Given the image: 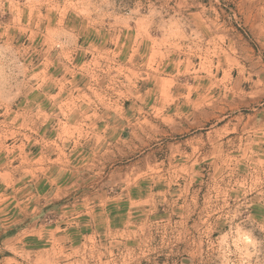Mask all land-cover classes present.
Masks as SVG:
<instances>
[{"label": "rangeland", "instance_id": "1", "mask_svg": "<svg viewBox=\"0 0 264 264\" xmlns=\"http://www.w3.org/2000/svg\"><path fill=\"white\" fill-rule=\"evenodd\" d=\"M0 264H264V0H0Z\"/></svg>", "mask_w": 264, "mask_h": 264}, {"label": "bare ground", "instance_id": "2", "mask_svg": "<svg viewBox=\"0 0 264 264\" xmlns=\"http://www.w3.org/2000/svg\"><path fill=\"white\" fill-rule=\"evenodd\" d=\"M262 101L263 100H261V98H258V96L255 99H252L246 103L235 102L234 100L228 99L226 97L207 99L204 101H200L198 103H194L192 108L193 110L192 113H194V115L196 114L195 116H197L196 119L195 118L193 119L194 121H188L189 118L188 115L179 116L178 123L175 122V119L174 120L170 118L167 119L166 116H163V118L166 120L165 125L170 129L169 131L167 129L157 130L156 127H158V125L155 124L154 127H152L153 125H150L151 127L148 128L145 132L146 133L150 132V134H154V135L161 134L165 138L170 136L171 134L182 135V136L188 135L190 131L199 134L202 132V130H204V127L206 128L208 125H210L208 126V128H213L221 121H224V119H226L227 121L225 126H229L227 124H231L232 121H236V123H234L231 128V131L234 132L236 131L240 121L244 117L248 116L245 115L243 112H245L250 107H255ZM218 130L220 129H217L214 132H218ZM223 134L227 135L228 132ZM223 134H218L216 135V137H213L208 132L206 133V136L208 137L211 144L215 145V143L218 142V140L224 136ZM198 136H201V134H199ZM195 149H201V147L200 146L195 147Z\"/></svg>", "mask_w": 264, "mask_h": 264}, {"label": "crops", "instance_id": "3", "mask_svg": "<svg viewBox=\"0 0 264 264\" xmlns=\"http://www.w3.org/2000/svg\"><path fill=\"white\" fill-rule=\"evenodd\" d=\"M191 111L193 112L192 109H191ZM181 115H189V113H187V112H180L179 116H181ZM163 116H166V115H163ZM166 117H167V119L170 118L168 116H166ZM133 129H134V127L132 128V130H128L127 131L128 133H127L125 130H123V128H121L120 130L117 131L116 127H114V128L110 127L108 131H104V133H105L104 136L107 137V138H109V139H111L112 141H114V144H120L122 142L123 137H125V136L132 137V135L134 134V130H135V129L134 130ZM140 130H142V132H145L147 130V128L142 126ZM140 133L141 132L139 131V134ZM136 135L138 137H140L138 134H136ZM143 137H144V135L142 136V139H144L146 141L147 140L146 137H144V138ZM95 139H97L96 141L98 142L99 140H101L103 138L100 139L99 137H96L95 136ZM50 172L51 173H49L47 175L48 177L45 180L43 178L44 175H40V176L36 175V182L38 183L39 189L42 190V191H43L42 184L44 183V181H47L48 178H49V176H50V180H51V178L53 176V173L54 172H52V171H50ZM70 175H72V174H70Z\"/></svg>", "mask_w": 264, "mask_h": 264}]
</instances>
